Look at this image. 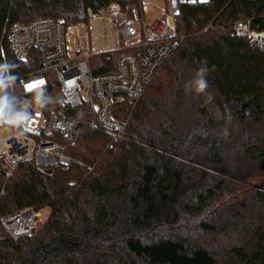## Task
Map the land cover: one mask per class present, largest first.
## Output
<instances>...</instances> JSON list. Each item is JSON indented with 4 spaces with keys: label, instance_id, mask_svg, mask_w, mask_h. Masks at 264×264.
Returning a JSON list of instances; mask_svg holds the SVG:
<instances>
[{
    "label": "trees",
    "instance_id": "trees-1",
    "mask_svg": "<svg viewBox=\"0 0 264 264\" xmlns=\"http://www.w3.org/2000/svg\"><path fill=\"white\" fill-rule=\"evenodd\" d=\"M113 2L141 0H0V63L22 71L7 23L90 22ZM242 20L264 31V0H183L180 45L136 105L115 104L127 127L113 147L83 125L67 165L30 159L9 175L0 165V216L50 208L32 235L13 238L0 222V264H264V50L238 30ZM117 57L95 56L93 71L114 70ZM205 62L208 89L189 90ZM245 96L250 114L236 108Z\"/></svg>",
    "mask_w": 264,
    "mask_h": 264
},
{
    "label": "built area",
    "instance_id": "built-area-1",
    "mask_svg": "<svg viewBox=\"0 0 264 264\" xmlns=\"http://www.w3.org/2000/svg\"><path fill=\"white\" fill-rule=\"evenodd\" d=\"M182 1L163 0L162 17L151 19L145 16L142 0L125 6L113 2L99 12L90 10V22L66 24L63 19L40 16L7 23V47L23 62L13 91L30 98L33 88L27 86L36 84L45 87L58 103L47 109L34 104L26 130L0 126V131L11 130L0 138V165L6 173L30 159L43 168L69 164L73 158L66 148L77 140L83 125L105 133L110 139L108 147H113L127 127V121L117 117L115 104L127 98L136 105L158 68L180 45L183 36L176 34L175 13ZM98 19L112 21L113 35L109 30L96 33L93 46L90 27ZM236 26L251 46L264 50V31L251 28L250 20L238 21ZM112 53H118L115 69L94 72L91 60ZM79 106H85L82 116L73 112ZM48 216L45 208L29 206L0 216V222L10 236L19 238L38 232Z\"/></svg>",
    "mask_w": 264,
    "mask_h": 264
},
{
    "label": "clouds",
    "instance_id": "clouds-1",
    "mask_svg": "<svg viewBox=\"0 0 264 264\" xmlns=\"http://www.w3.org/2000/svg\"><path fill=\"white\" fill-rule=\"evenodd\" d=\"M15 68L13 62L0 63V126L14 127L23 131L32 119L34 104L39 109H47L58 103V100L50 95L45 87L39 85L31 89L30 98L15 94L13 89L18 79ZM209 71L205 62L196 71L195 79L186 84V88L204 93L209 87L206 79Z\"/></svg>",
    "mask_w": 264,
    "mask_h": 264
},
{
    "label": "rangeland",
    "instance_id": "rangeland-1",
    "mask_svg": "<svg viewBox=\"0 0 264 264\" xmlns=\"http://www.w3.org/2000/svg\"><path fill=\"white\" fill-rule=\"evenodd\" d=\"M142 2V0H141ZM144 5V12L147 19H151L153 16L162 17V9H163V0H143ZM112 21L109 19H103V20H93L90 27L91 32V39L93 46L96 45V33L100 35V33L108 32L110 35H113V27L111 25ZM101 38L98 39V44L101 45ZM83 43L85 44V40H83ZM264 105V102H263ZM11 132L10 128L4 129L0 131V138L5 137ZM261 180V176L257 177L256 179H253V183H258ZM46 213H50V208H45Z\"/></svg>",
    "mask_w": 264,
    "mask_h": 264
},
{
    "label": "water",
    "instance_id": "water-1",
    "mask_svg": "<svg viewBox=\"0 0 264 264\" xmlns=\"http://www.w3.org/2000/svg\"><path fill=\"white\" fill-rule=\"evenodd\" d=\"M236 108L238 110L245 109L247 114H250L251 111L254 109L253 106L250 105V98L245 96L243 98H236ZM261 166L264 168V161L262 162Z\"/></svg>",
    "mask_w": 264,
    "mask_h": 264
},
{
    "label": "snow or ice",
    "instance_id": "snow-or-ice-1",
    "mask_svg": "<svg viewBox=\"0 0 264 264\" xmlns=\"http://www.w3.org/2000/svg\"><path fill=\"white\" fill-rule=\"evenodd\" d=\"M173 3H175V0H173ZM36 86H37L36 84H32V85H28L27 88L31 89V88H35Z\"/></svg>",
    "mask_w": 264,
    "mask_h": 264
},
{
    "label": "flooded vegetation",
    "instance_id": "flooded-vegetation-1",
    "mask_svg": "<svg viewBox=\"0 0 264 264\" xmlns=\"http://www.w3.org/2000/svg\"><path fill=\"white\" fill-rule=\"evenodd\" d=\"M250 105H251V103H250ZM252 106V105H251Z\"/></svg>",
    "mask_w": 264,
    "mask_h": 264
}]
</instances>
